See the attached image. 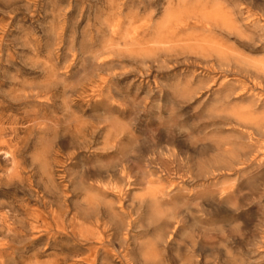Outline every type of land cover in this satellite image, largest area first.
<instances>
[{"label": "rangeland", "instance_id": "obj_1", "mask_svg": "<svg viewBox=\"0 0 264 264\" xmlns=\"http://www.w3.org/2000/svg\"><path fill=\"white\" fill-rule=\"evenodd\" d=\"M0 264H264V0H0Z\"/></svg>", "mask_w": 264, "mask_h": 264}]
</instances>
